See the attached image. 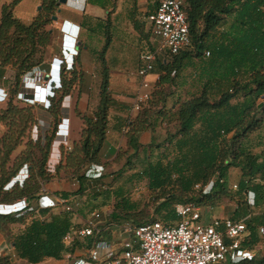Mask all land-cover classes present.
I'll list each match as a JSON object with an SVG mask.
<instances>
[{"label": "trees", "instance_id": "1", "mask_svg": "<svg viewBox=\"0 0 264 264\" xmlns=\"http://www.w3.org/2000/svg\"><path fill=\"white\" fill-rule=\"evenodd\" d=\"M18 2L15 0L3 5L0 18V69L10 66L15 72L17 81L21 76L33 72L45 62L46 49L53 38L48 26L53 23L52 18L59 10L57 0H42V12L35 16L30 24H25L15 16V7ZM183 9L188 18L190 46L178 55L166 51L165 59L158 58L156 69L159 70L160 76L152 96L163 95L160 109H164L167 106L166 96L170 91L157 90V86H172L188 60L194 56L199 60L206 59L205 53L209 51L208 64L214 72L212 76L206 75L208 78L205 83L201 84L198 93L176 104L178 106L175 113V119L178 121L176 131L173 134L170 133L163 142V147L168 145L169 152L172 151L168 163H164L162 159L164 155L155 161L152 154L146 158V167L142 175L148 180L150 190L156 193L162 192L165 195L156 208V218L149 222L160 220L165 225H172L177 219L175 213L177 204L190 201L202 204V198L189 197L193 194L192 190H188L192 186L190 182L193 179L194 185L197 186L201 184V181L204 185L208 184L211 179L217 178L212 193L204 195V198L211 201L218 193L228 194L227 179L232 169L241 171L239 190L235 192L247 195V191H252L255 194V205L259 206L264 203V154L258 155L246 151L243 143H239V147H236V141L247 136L255 126L258 127L260 122L256 120V113L253 112L255 103H251V100L253 97L258 98L264 95V0H184ZM239 9L246 10V13L241 12L237 15L239 23L233 25L230 32L222 33L221 37H217L216 34L226 19L232 14L239 13ZM110 42L109 36L100 53L103 80L98 109L92 116L83 117L85 128L80 144L70 152L62 151L65 157L64 161L58 165V169L64 166L78 173L82 172L86 166L100 162V152L108 129L109 110L116 103L110 92V76L105 62V54ZM70 71L65 67L61 70V95L54 107L51 105L53 112L58 111L61 98L70 92L77 80V73H70ZM239 73L246 75L245 85L240 82ZM225 84L231 87L227 91H223ZM212 89H214L213 92ZM242 92L245 93V97L238 100ZM213 93H218V95L214 96ZM16 95L19 100L31 104L30 108L33 109L32 104H35L30 101H35L34 96L31 99H24L21 93L17 92ZM3 100L4 92L0 89V102ZM152 101L153 98L148 103L151 104ZM152 107L149 109L151 110ZM9 108L8 106L5 111L0 109V123L6 122L8 115L17 113L23 121L22 113L29 111V109H19L17 106ZM260 108L258 111L264 113V104ZM149 109H142L138 113L136 122H133L128 131L129 144L134 150V157L138 155L142 147L137 138L138 134L151 128L149 120L154 114H162L161 111H150ZM58 130L59 125L54 124L50 135H39L34 143L37 154L41 155L39 161L33 153L30 154L24 148L17 153L18 155L13 156L21 146L20 141L23 140L24 129L14 143L12 140L9 141L10 144L3 143L4 157L0 164V194H2L4 185L25 164L31 166V173L37 177V180H31V183L26 184L22 189L16 188L11 193H4L1 200L3 202L12 205L26 199L27 203L18 212L0 213V232L8 233L10 226L23 224L26 215L31 211V204L38 200L41 183H46L52 172V145ZM231 132H234V135L227 141L226 134ZM153 147L159 150L162 146L155 144ZM160 154L158 152L157 157ZM163 154L169 153L165 150ZM131 163L129 159L126 165ZM167 172L173 175L178 190L170 191L174 187L166 188L162 175ZM87 180L85 175L79 177L78 193H84ZM116 198L110 221L100 225L101 228L109 227L111 224L130 223L140 226L149 223L135 221L134 215L137 207L130 202L128 193H119ZM48 211L49 209L43 210V216ZM70 213L72 212L52 215L50 221L35 218L13 241L18 257L30 264H39L47 258L60 260L66 251L74 253L78 246L79 248L84 246L86 250H89L92 244L91 239L82 244L83 246L77 242L71 247H65L63 238L73 226ZM241 217L244 216L240 215L239 207H237L232 218ZM261 225H264V216H255L250 219V235L244 242L243 248L254 252V255L252 258L241 260L238 264H264V255L257 259L255 254L261 240L257 233ZM0 264L15 263L9 256H3L0 257Z\"/></svg>", "mask_w": 264, "mask_h": 264}, {"label": "crops", "instance_id": "2", "mask_svg": "<svg viewBox=\"0 0 264 264\" xmlns=\"http://www.w3.org/2000/svg\"><path fill=\"white\" fill-rule=\"evenodd\" d=\"M24 1L22 0L18 5ZM34 2L35 9L42 4V0H36ZM158 7L159 0H68L66 5L62 4L59 6L60 13L58 11L56 14L57 21H53L50 25L49 29L53 34V38L50 46L46 49L45 62L36 69L38 74H41L43 77V82L41 84H35L39 90L38 93H42L38 100L34 96L35 102L43 107L42 102L46 97L45 94L47 91L45 87L52 77L50 76V67L55 58L63 59V50L67 53L65 59L68 58L66 64L69 66V69L67 70H71L70 73L76 72V68L78 71L77 80L70 92L61 98L58 111L53 112L50 109H44V107L41 110V117L50 120V124L54 123L57 126L59 125L58 133L52 145L53 154L51 164L55 167L64 161L65 155L62 154V151L64 153L70 152L75 146L80 144L85 128L83 117L92 116L98 109L100 104V88L103 80V70L100 61L97 63L100 58L98 56V48L104 43L103 39H101L104 32L109 30L112 37L111 44L105 54V62L109 70L110 92L116 103L109 110L108 129L105 142L100 152V162L88 165L82 170V172L84 171L83 175H85L88 169L100 170V166H102L104 172L103 177L100 179L87 178V188L84 193L89 192L88 194L94 196L103 195L105 197L107 195L112 197L115 194L123 193L122 189L131 184L133 179L144 177L142 172L146 167V158L151 154L154 157L159 152L153 146L160 144L162 141L164 142L170 133H174L172 127L174 126L176 129L178 125V121L175 119V113L178 109L176 104H172V110L165 114H154L149 120L152 125L151 128L138 134L137 138L142 147L138 155L136 157L133 156L134 150L129 144L128 131L133 122H136L138 113L130 115L129 112L135 103V95L139 89L138 86L140 87L141 79L138 75H135L137 80H130L127 69L131 68V66L138 67L139 56L144 48H151L158 45L157 41L154 42L148 20L149 16L157 11ZM72 8L76 10L71 11ZM58 38L62 39L60 45L57 42ZM99 42L101 43L99 44ZM85 46L87 47L85 48ZM159 58L165 59V52ZM114 68L115 70H112ZM159 76V73L154 72L149 77V80L152 79L150 81H152L154 86ZM194 79L182 87H174L175 91L173 94L171 91L173 85L157 86V90L163 89L167 92L170 91L168 96H166L167 105L173 100H187L195 92L200 90V83ZM174 83L177 84V81L175 80ZM159 96L162 99L163 95ZM160 108H162V105L153 107L154 110ZM63 136L67 139V146L71 150H68L67 146L62 143L61 137L63 139ZM167 146L163 150L169 153L170 148ZM142 158L145 159V164L142 166L134 165L130 169L127 168L128 165L126 164L129 159L133 163H141ZM68 170L66 168L61 172V176H64L65 179ZM124 170L126 171L125 173H123ZM31 171V166L25 164L13 178L18 176L19 180H24L27 175L31 174ZM115 172L119 174V178L123 174L126 178L116 186L112 185V183L100 186L102 183L108 181L109 175ZM57 181L58 178L56 177L51 179L50 182H47L46 186L48 189L42 186L39 196L42 194V189H46V194L50 198L58 199L72 207L76 205V210H73L69 214L73 224L72 228L84 226L87 221L92 219L93 214L98 211L104 213V219L98 221L100 225L110 221V215L114 210V203L117 200L116 197L109 204H104L100 199L94 198V206L92 209L95 210L88 214L89 209H87L86 205H81L77 201L78 196H71L66 193H55L57 188L56 184H58ZM64 191L67 192L68 190L64 189ZM84 198H87V196ZM34 203L36 208L33 210ZM34 203L31 204V211L26 215L23 224L19 223L10 226L8 233L0 232V257L9 256L15 264H30L26 260L18 257L15 244L13 243L15 237L21 234L24 228L30 225L35 218L44 220L50 217L47 219L50 221L52 215L66 212L64 205L60 203L57 207L49 209L43 216L42 211L46 209L39 208L38 200ZM131 203L134 204L133 202ZM124 224H111V226L103 228V232L98 240L101 243L106 245L110 244L117 248L119 246V238L125 235L118 227ZM79 245L81 246L82 244ZM85 248L84 246L82 248L78 246L74 253L66 251L60 260L47 258L39 264H92L85 259V250L87 249Z\"/></svg>", "mask_w": 264, "mask_h": 264}, {"label": "built area", "instance_id": "3", "mask_svg": "<svg viewBox=\"0 0 264 264\" xmlns=\"http://www.w3.org/2000/svg\"><path fill=\"white\" fill-rule=\"evenodd\" d=\"M183 5L184 0H159L157 11L149 16L151 33L158 45L154 49L144 48L140 53L137 75L141 79V84L135 95V103L129 112L130 115L139 113L151 100L155 86L149 77L154 73L160 55L166 51L178 55L190 46L188 18ZM62 54L63 59L53 60L50 70L52 77L45 87L47 91L42 105L47 110L51 108L50 99L54 98L55 91L62 88L61 70L63 67L69 69L66 64L68 58L65 59L66 51L63 50ZM204 57L209 58L210 52L207 51ZM61 141L67 146V139L64 136L63 139L61 137ZM67 149L71 150L69 146ZM103 172L104 168L100 166V170L88 169L85 176L90 179H100ZM27 179L28 177L19 180L16 176L14 181L22 184ZM200 187V185L196 186L197 189ZM209 187L210 184H207L205 188ZM231 188L234 191L239 190L238 184H234ZM41 193L38 200L40 209H52L62 203L66 212H73L72 206L50 198L46 194V189H42ZM247 194L253 195L250 204L254 206L255 194L252 191H247ZM26 203V199H23L12 204L10 213L22 210ZM20 204H23V207H19ZM210 211L211 207L190 201L175 206L177 219L172 225H165L160 220L140 226L125 223L118 228L128 238L124 239L117 248L98 240L103 228L97 221L101 217L100 214L95 213L84 226L72 228L64 236L63 243L65 247H71L77 242L85 244L91 239V248L85 251V259L92 264H235L246 258H252L250 250L243 248L244 242L250 235L251 216L222 218L211 214ZM257 233L260 238H264V225L258 227Z\"/></svg>", "mask_w": 264, "mask_h": 264}, {"label": "rangeland", "instance_id": "4", "mask_svg": "<svg viewBox=\"0 0 264 264\" xmlns=\"http://www.w3.org/2000/svg\"><path fill=\"white\" fill-rule=\"evenodd\" d=\"M15 0H0V18H1V14H2V8L3 5L11 3ZM18 4L22 1V0H18ZM34 1L36 0H25L22 4L18 5L17 7H15V16L17 18H19L22 22H24L25 24H30L33 20V18L38 15L40 12H42V8L41 10H39V7L37 9H35L34 7ZM76 9L72 8L71 11H75ZM238 10V9H237ZM246 13V10H242L239 9V13H235L232 14V16H229L225 23L221 26L219 32L216 34L217 37H221L222 33H226V32H230L232 30V26L238 24L239 22H237V15H239L240 13ZM50 28V26H48V29ZM150 29H151V25H150ZM110 36L111 40V33L109 32V30L107 32H104L101 39H103V45L101 47L98 48L99 54L98 56L100 57V53L103 49V47L106 44V41L108 40V37ZM154 42H156L157 40L155 38ZM62 39L58 38L57 42L58 45L61 44ZM101 42H99L100 44ZM111 44V42H110ZM99 46V45H98ZM110 46V45H109ZM87 46H85L86 48ZM109 48V47H108ZM142 52V51H141ZM195 54V53H194ZM39 57V56H38ZM97 57V56H96ZM98 58V57H97ZM98 60V59H96ZM101 64L102 70H103V64L101 59L99 58L98 62ZM53 63V62H52ZM209 60L208 59H197L195 56L192 57L191 59L188 60L187 64L185 65L183 71L179 74V76L176 78L177 84H173V88L171 89L172 94L175 91L174 87H182L184 85H186L190 80L195 79L197 80L198 83H200L199 89L201 87L202 83H205V80L208 78L206 77V75H210L212 76V73L214 72L210 67H209ZM52 66V65H51ZM51 68V67H50ZM112 68V66H111ZM139 65L138 67L136 66H131V68H128V78L130 80L134 79L137 80L135 78V75H137V71H138ZM51 70V69H50ZM112 70H115L112 69ZM48 71V69H47ZM76 73H78V71L75 68ZM155 73H159L158 69H155L154 71ZM127 74V73H126ZM246 75L239 73V78H240V82L242 83V85H245L247 82V78H245ZM152 80V79H150ZM43 82V77L41 76V74H38L37 70H33V72L27 73L23 76H21L20 80L17 81L15 78V72H13L12 68L6 67V68H2L0 69V89L3 90L4 92V100L0 102V109L2 111H5L8 109V106L10 107L9 109H12V107L17 106L19 109H29V111L23 112L22 115L24 116L23 121H21V116L19 113H17L16 115L10 114L8 115V119L6 122L4 123H0V164L1 161L3 160L4 157V149L2 148L3 143H9L10 144V140H12V143H14L15 139H17V137L20 136V133L22 131V129L25 130L24 132V137L23 140L20 141L21 146L19 147V149H17V151L13 154V156L15 157L16 155H18L17 153L19 151H21L23 148L27 149V151H29V153H33L34 157L39 161V159L41 158L40 153L37 154V148L34 147V143L36 142V140L38 139L39 135H50L53 128H54V123L50 124V120H47L43 117H41V110H43L42 106H39L35 101H30L31 103H34L35 105L32 104L33 109L31 110V104L25 103L24 100L21 101L18 99V96L16 95V93H21L24 97V99H31V97L35 96V98H37V100L40 98V95L42 93H38V89H35V84H41ZM224 85V84H223ZM226 85V84H225ZM139 88V86H138ZM223 91H227L229 90L230 85H226L225 87H223ZM214 89H212L213 92ZM245 92V91H244ZM242 92L240 93V95L238 96V100L239 98H243V96L245 95V93ZM195 93H198L195 92ZM61 95V90H56L55 91V96L54 98L50 99L51 105H55L56 101H58V99L60 98ZM214 96H217L218 93H213ZM245 97V96H244ZM247 97V96H246ZM41 101V100H40ZM182 101L184 100H179V101H175L173 100L172 102H170L169 105H167L164 109H156L154 110L152 106H161V98L158 95L153 96V101L150 103H147L146 106H144V109L148 110L149 107H152L150 111H161L162 114H165L169 111L172 110L171 105L172 104H180ZM75 102H77V100H75ZM40 103V102H39ZM251 103H255L253 112L256 113L255 117L256 120L260 121L258 127L255 126L254 130L250 133H248L247 136H243L241 138H239L236 142V147H239V145L241 143H243L242 145L244 146V149H246V151H249L252 154H264V113L262 111H258L261 108L259 107L262 103L264 104V99L261 97L255 98L253 97V99L251 100ZM76 104V103H75ZM48 105V103H47ZM53 107L51 106L50 111L53 110ZM25 111V110H24ZM173 131L175 132L176 129L173 126ZM171 129V128H170ZM226 139L227 141L230 140L233 135L234 132H231L229 134H226ZM6 137H8V139H6ZM11 137V139H10ZM163 139V138H162ZM243 141V142H242ZM240 143V144H239ZM163 141L160 143V145L162 147H160V149L158 150L161 154L160 156L157 157V154H155V156L153 158L154 161L161 157V155L163 156V160L164 163H168V159L169 157H171V152H169V154H163L164 152V147H163ZM229 147V145H228ZM223 149V148H222ZM172 150V149H171ZM228 151V150H227ZM223 160H225V158H223ZM145 159L142 158L141 159V163H136V162H132L131 164L128 165V169H130V167H133L134 165H140L142 166L143 164H145ZM52 167V172L50 173V177L47 178L48 180H46L45 182L41 183V188L42 186H44L46 189H48V187L46 186L47 182H50L51 179L53 178H58V181L56 184L57 188L55 193L58 194H62V193H66L69 194L71 196H78L77 197V201L81 204V205H86L87 209H89V213L93 212L95 209H92V207L94 206V200L100 199L102 201V203H106L109 204L110 201H112V199H115V197L117 196L116 194L113 195L112 197L107 195L105 196H101V195H92V194H88V193H78L77 190L80 187V182H79V177H81L84 173L83 172H74L73 170H68L66 179L64 176H61V172H63L66 168L64 166H61L59 169V166H54L53 164H51ZM56 171H58L57 173H55ZM126 171L124 170L123 173H125ZM130 175V174H128ZM28 179L22 183V184H17L14 181V178H12L6 185H4L3 187V191L2 194H0V213H10L11 210V204L8 202H3L2 200V196L4 195V193L8 192L11 193L14 189L19 188L22 189L25 187L26 184H30L31 180H37V177L33 176L32 173L27 175ZM35 177V178H34ZM218 177V176H216ZM34 178V179H33ZM124 178H126V176L123 174V176H121L119 178V174L118 173H113L111 175H109L108 181L105 183H102L100 186L103 185H109V183H112V185L116 186L118 185L122 180H124ZM162 180L163 182H165L164 184L166 185V188L170 189L173 188L170 191H176L177 189V182L176 180H174L173 175L169 172L165 173L164 175H162ZM241 180V171L239 169H232L230 171L229 174V178L227 179V183H228V194H221L218 193L217 196H215L213 199H211V201L208 198H204V195H207L209 193H212V188L214 187V183L215 181H217V178H213L211 179L208 184H210V187L208 189H206V185H203V182L201 181V184H199L201 187L200 188H196V186L194 185V179L193 181L190 182V184L192 185L191 188H188V190H192L193 194H191L189 197H195V198H202V204L205 207H211V214H214L215 216H219L222 218L225 217H232L235 213V210L237 209V207H239L240 210V215L243 216H251V219L255 216H264V203H262L261 205L257 206L254 205L252 206L250 204L253 195H241L238 192H235L234 190H232V186L234 184H238ZM36 182V181H35ZM126 184H128V182H126ZM251 185V184H250ZM65 186V187H64ZM179 187V186H178ZM87 188V187H86ZM89 188V187H88ZM97 188V187H95ZM100 188V187H99ZM64 189L68 190L67 192L64 191ZM123 193H128V197L131 200V202H133L136 205V209L135 211L136 214L134 215L135 221L140 222V223H146L149 222L153 219L156 218L157 216V212H156V208L158 207V204L161 202V200L163 198H165V195L162 192H154L152 190H150L149 185H148V181L146 180L145 177L142 178H135L132 180L131 184H129L127 187L122 189ZM98 193V192H97ZM99 194V193H98ZM84 198L83 197H86ZM40 198V196H39ZM38 198V200H39ZM95 198V199H94ZM119 198V197H118ZM184 198L186 199L185 195ZM83 199V200H82ZM75 200V199H74ZM217 200V201H216ZM184 203V202H183ZM213 203V204H211ZM180 204V203H179ZM35 205V203H34ZM19 207H23V204H20ZM36 208V205L33 207V210ZM73 210H76V205H74ZM81 209V208H80ZM95 213H99L101 215L99 220H103L104 218V213L101 211L95 212ZM92 217V216H91ZM50 218V217H49ZM49 218H45V219H49ZM96 221V220H95ZM128 236L127 235H123L122 237L119 238L118 243L121 244L122 241L124 239H127ZM252 256L254 255V252H251ZM255 254H256V258L260 259L263 255H264V238H261L260 243L257 247V249L255 250ZM240 261H238L236 264H238ZM223 264H229V263H223Z\"/></svg>", "mask_w": 264, "mask_h": 264}, {"label": "water", "instance_id": "5", "mask_svg": "<svg viewBox=\"0 0 264 264\" xmlns=\"http://www.w3.org/2000/svg\"><path fill=\"white\" fill-rule=\"evenodd\" d=\"M68 3V0H59L58 3H57V6L59 7L60 5H66ZM41 6L39 7V10H41ZM59 13H60V9L58 10ZM53 21H57V16H53L52 18ZM48 78V77H47ZM54 82V81H53ZM262 98L264 99V95L262 96ZM263 106V103L260 105V107Z\"/></svg>", "mask_w": 264, "mask_h": 264}, {"label": "bare ground", "instance_id": "6", "mask_svg": "<svg viewBox=\"0 0 264 264\" xmlns=\"http://www.w3.org/2000/svg\"><path fill=\"white\" fill-rule=\"evenodd\" d=\"M55 80L58 81L57 77H55Z\"/></svg>", "mask_w": 264, "mask_h": 264}]
</instances>
